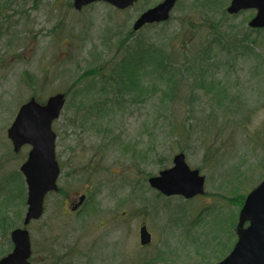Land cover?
Instances as JSON below:
<instances>
[{
  "label": "rangeland",
  "instance_id": "obj_1",
  "mask_svg": "<svg viewBox=\"0 0 264 264\" xmlns=\"http://www.w3.org/2000/svg\"><path fill=\"white\" fill-rule=\"evenodd\" d=\"M161 1L138 0L125 10L97 2L78 11L70 0H0V256L9 247L3 219L11 231L27 210L20 167L30 146L14 153L7 131L32 96L46 101L58 92L66 94L53 123L61 190L46 196L43 217L28 227L32 264H216L231 251L238 195L264 179V31L247 28L255 10L227 14L230 0H179L169 21L134 33L136 18ZM188 13L200 26L192 53L213 37L215 49L204 73L189 80L193 56L178 53L184 83L172 103L162 84L150 94L145 82L147 95L125 97L106 85L137 40H174ZM102 67L105 76L82 77ZM209 72L225 79L221 90L209 85ZM179 152L205 176L203 195L166 196L150 186ZM143 223L153 233L146 247Z\"/></svg>",
  "mask_w": 264,
  "mask_h": 264
},
{
  "label": "water",
  "instance_id": "obj_2",
  "mask_svg": "<svg viewBox=\"0 0 264 264\" xmlns=\"http://www.w3.org/2000/svg\"><path fill=\"white\" fill-rule=\"evenodd\" d=\"M95 1H106L117 8L125 9L137 0H73L78 10ZM177 0H164L143 12L135 21L133 29L139 30L146 24L166 21ZM256 9L257 13L249 22L253 28L264 27V0H232L227 11L231 14L245 9ZM66 102L64 93H57L48 98L45 104L35 97L23 104L8 129L14 151L17 153L24 145H30L28 159L21 165V171L27 184V211L24 226L31 220H38L44 212L45 196L57 191V179L60 166L56 158V134L52 125L58 119ZM205 177L198 169H191L184 153L174 158L170 169L160 172L150 179L152 187L166 195L179 194L192 198L204 194ZM73 207L77 209L84 200ZM249 225L245 227V223ZM238 241L232 252L218 264H264V180L252 190L241 209L237 225ZM13 250L0 259V264H30L32 255L30 233L27 228H16L11 232ZM152 235L146 225L140 228L142 245L151 242Z\"/></svg>",
  "mask_w": 264,
  "mask_h": 264
},
{
  "label": "trees",
  "instance_id": "obj_3",
  "mask_svg": "<svg viewBox=\"0 0 264 264\" xmlns=\"http://www.w3.org/2000/svg\"><path fill=\"white\" fill-rule=\"evenodd\" d=\"M219 10L220 12L225 13L223 6H221ZM188 14V18H183L182 23L180 24L178 30L175 32V38L173 37V34L170 33L174 40L166 41V39H169V37H167L168 34L166 35L167 38H161V34H159L155 37V40L151 39L149 42L146 39L137 40L135 44L132 45V51H130L127 58L121 60V63L119 64H114L112 70L110 71V74L106 75L109 76L106 85L111 84L115 86L118 92H122V97H125L126 94L147 95L143 93L145 89L143 84L145 82L148 85L149 92L151 90L150 94H154L157 90L161 89L162 84L164 88H162L161 91L162 95L164 96V101L166 100L168 103H172L176 99V95L178 94L179 88L184 83L181 82L184 79L182 76V70L178 72V66H180V63L177 61L179 56L178 53L181 52L184 54V56H193V60L190 61V63L188 64V68L191 70L190 73L192 72L186 77L188 78L187 80H189L191 79V77L195 76L197 72L200 75L204 73L205 69L203 64L205 58L208 59L209 54L215 49L213 48L212 50L211 44H209L210 40H214L213 37L211 39H208L206 44H204L201 48L200 52L198 51L192 53V51L190 50V46L193 45L192 37L196 33V30H194V28L197 27L199 29L200 26L195 24L193 20L194 18H190L191 13ZM155 25L159 24H153L150 25V27H153ZM248 30L257 33H259L260 31H264V29L250 28H248ZM198 33L199 31L197 32V34ZM158 38L161 39L157 41ZM253 42L255 43L256 41L253 40ZM208 44L209 46L207 47ZM241 46L242 49H244L245 46ZM189 53L191 54L188 55ZM239 56L240 55H237V57ZM185 60L189 59L186 58ZM125 66H127L129 69H127ZM104 68L105 67H102L101 69H98L96 71L95 69L86 71L82 74V77H84L90 72H94L96 75L99 76H105L103 74ZM210 72L209 85H212V88H215L216 90H221L222 88L219 85L222 84V80L225 81V79L219 80L217 78H211L210 74L212 73ZM218 72L220 73V71H217V75L219 76ZM205 86L207 87L208 85L205 84ZM35 97L37 98V96ZM37 100L40 101L39 98H37ZM16 188V192H20L19 196L21 195V198L24 197L23 202L25 203V190H21V185L17 186ZM13 193L14 189H12V194ZM15 195L17 194L12 195L11 197H14ZM244 197V194L238 195V203L241 202L242 204ZM9 220L10 219H3V221H6L5 224L3 223L2 225L6 227V229H4L6 234L8 235L9 247L1 252L2 255L8 253L12 249V243L9 235L10 229L12 228V224L9 222Z\"/></svg>",
  "mask_w": 264,
  "mask_h": 264
}]
</instances>
